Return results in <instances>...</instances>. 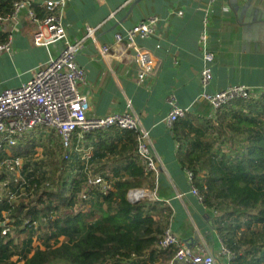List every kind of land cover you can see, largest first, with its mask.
<instances>
[{
    "label": "crops",
    "instance_id": "obj_1",
    "mask_svg": "<svg viewBox=\"0 0 264 264\" xmlns=\"http://www.w3.org/2000/svg\"><path fill=\"white\" fill-rule=\"evenodd\" d=\"M45 1L29 0L37 19L43 17ZM206 15L208 48L214 60L212 78L203 88L197 38ZM150 16L158 17L154 32L136 43L152 55L153 71L138 84L133 53L125 42L115 43L114 35ZM62 22L65 40L34 46L31 39L36 23L27 9L0 20V35L11 36L10 51L0 53V92L26 83L59 55L65 42L83 40L87 29H93L95 41L84 39L75 58L85 73L77 90L85 97L87 117L137 115L148 132L157 163V172L145 175L138 158L148 182L142 190L149 193L155 183L156 200L148 199L168 211L154 219L165 222V228L194 252H210L217 264H229L230 257L221 253L222 244L213 227L214 213L191 194L187 170L178 158L196 144L206 123L215 121L216 111L199 98L203 91L212 94L241 85L252 97L264 93V0H215L212 5L207 0H66ZM101 46L110 47L109 56L100 55ZM170 95L179 108L187 110L171 129L165 125ZM182 131L186 138L181 137ZM46 138L58 141L54 136ZM75 140L78 156L88 162L95 138L87 134L82 141ZM87 165L94 167L93 163Z\"/></svg>",
    "mask_w": 264,
    "mask_h": 264
},
{
    "label": "trees",
    "instance_id": "obj_2",
    "mask_svg": "<svg viewBox=\"0 0 264 264\" xmlns=\"http://www.w3.org/2000/svg\"><path fill=\"white\" fill-rule=\"evenodd\" d=\"M18 1L0 0V18L8 17ZM5 37L0 35V44ZM215 115V121H208L203 134L197 135L196 144L178 159L191 172L202 205L214 213L213 227L229 253L228 263L264 264V93L235 100ZM90 135L95 147L87 163L74 151L65 159L59 142L42 136L21 135L16 145L0 148V161L23 158L22 181L16 183L0 171V183L6 184L3 195L15 196L0 197V224L5 221L14 235H26L18 245L0 228V264L171 260L172 252L158 248L165 222L154 219L168 211L148 197L136 202L127 197L130 190L148 185L135 152L134 133L111 128ZM37 146L43 148L41 157L35 156ZM88 171L102 176L106 192L99 184L90 186L87 210L77 211L76 198ZM33 237L43 242V249L32 250Z\"/></svg>",
    "mask_w": 264,
    "mask_h": 264
},
{
    "label": "built area",
    "instance_id": "obj_3",
    "mask_svg": "<svg viewBox=\"0 0 264 264\" xmlns=\"http://www.w3.org/2000/svg\"><path fill=\"white\" fill-rule=\"evenodd\" d=\"M215 0H207L208 5H212ZM66 0H48L42 5L43 17L37 19L32 11L29 0H20L13 3V12L6 17L14 18L18 11L27 9L28 15L36 23V29L32 35L34 46H47L56 41L65 40V29L62 22V13ZM4 18H0L3 20ZM158 22L157 16H150L138 22L131 28L125 29L122 33L114 35L115 43L125 42L126 49L131 50L134 61L137 65L136 82L143 83L153 71L152 55L140 48L136 40L145 39L152 35ZM207 15L202 20V30L197 38V44L201 52L202 69L200 71V84L206 87L211 78V65L214 60L213 53L208 48L207 37ZM90 38L93 41V29H87L84 39ZM73 43L65 42L62 51L55 58L49 59L40 69L35 71L31 78L24 84L15 88L4 89L0 92V148L16 145L17 138L21 135H36L46 137H56L62 147L63 157L66 159L73 151L78 153V146L74 140L82 141L87 134L95 131L108 130L111 128L120 131H130L135 135L136 155L144 166V174L157 172L156 157L151 151V144L148 132L142 127L137 115L131 113H114L102 117H87L85 113V97L78 93V84L85 79L84 70L76 63V55L82 47V41ZM11 46V36L7 35L3 43L0 44V53L9 52ZM108 46H101L99 53L101 56H109ZM248 88L236 85L227 87L215 93L203 91L199 98L207 102L213 110L235 101L248 100L251 98ZM170 111L165 117V125L172 128L173 125L184 118L186 109L179 108L175 104V98L170 95L167 98ZM4 146V147H5ZM43 148H35V156L41 157ZM83 160V158L81 159ZM85 161V160H83ZM87 163V161H85ZM23 163L22 157H16L10 162L6 159L0 161V171L13 173L11 175L14 182L22 181L20 168ZM88 166V165H87ZM187 179L190 183V192L202 201L197 189L191 184L192 174L186 171ZM101 185L106 192V183L100 174L88 177L79 192L76 200V210H87L85 201L89 199L88 191L92 185ZM5 183H0V197H9L11 200L15 196L10 193L3 195ZM155 183L151 191L142 189L129 191L128 199L138 201L144 197L156 200ZM1 234H9L10 227L3 221L0 224ZM161 251L172 252V258L167 264H217L214 256L210 252H194L193 249L178 240L170 230L164 229L158 242ZM221 253L228 255V251L221 246Z\"/></svg>",
    "mask_w": 264,
    "mask_h": 264
},
{
    "label": "rangeland",
    "instance_id": "obj_4",
    "mask_svg": "<svg viewBox=\"0 0 264 264\" xmlns=\"http://www.w3.org/2000/svg\"><path fill=\"white\" fill-rule=\"evenodd\" d=\"M1 137H0V141H1ZM5 146V145H4ZM7 147V146H5ZM13 173H9V176L12 175ZM0 193H1V189H0ZM11 232L9 233L10 234V237H15V242L18 244V245H21L24 241V239L26 238V235H14L12 230H10ZM60 241H63L64 239L62 237L59 238ZM31 247H32V250L35 249V247H39L40 249H43L44 246H43V242L41 241H38L36 240L34 237H33V242L31 244ZM181 264H187V263H181Z\"/></svg>",
    "mask_w": 264,
    "mask_h": 264
},
{
    "label": "water",
    "instance_id": "obj_5",
    "mask_svg": "<svg viewBox=\"0 0 264 264\" xmlns=\"http://www.w3.org/2000/svg\"><path fill=\"white\" fill-rule=\"evenodd\" d=\"M129 201H130V202H135V201H131L130 199H129Z\"/></svg>",
    "mask_w": 264,
    "mask_h": 264
}]
</instances>
